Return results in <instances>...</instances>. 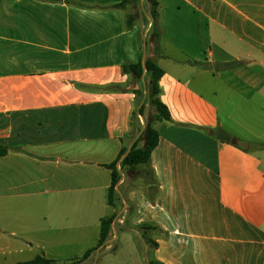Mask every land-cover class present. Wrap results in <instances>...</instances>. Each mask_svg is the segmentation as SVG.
Returning <instances> with one entry per match:
<instances>
[{
	"label": "crops",
	"instance_id": "obj_1",
	"mask_svg": "<svg viewBox=\"0 0 264 264\" xmlns=\"http://www.w3.org/2000/svg\"><path fill=\"white\" fill-rule=\"evenodd\" d=\"M123 1L0 0V264H75L113 216L107 243L117 225L142 236L143 258L128 237L135 262L264 264V0H156L160 56L149 0L117 8ZM147 59L164 71L171 121H154L149 104L136 115L150 81L123 66ZM149 122L156 185L146 166L124 168L122 206L112 207L106 165Z\"/></svg>",
	"mask_w": 264,
	"mask_h": 264
},
{
	"label": "trees",
	"instance_id": "obj_2",
	"mask_svg": "<svg viewBox=\"0 0 264 264\" xmlns=\"http://www.w3.org/2000/svg\"><path fill=\"white\" fill-rule=\"evenodd\" d=\"M49 1V0H46ZM141 0H124L122 4L118 5L117 8L125 9L130 7L131 9H136L140 6ZM149 14L153 21L152 34L154 35V52L157 56L161 55L159 48L160 33L158 27L156 26L158 20V8L159 4L156 0H149ZM135 21V15H129L128 24L132 25ZM146 71V80L150 81L145 95L140 97V92H137L138 99V109L136 115L144 116L146 105L149 104L155 108L156 114L153 117L154 121L164 122L171 121V115L167 107L161 101L162 89L160 88V80L164 74V71L156 64L154 59H147L144 64L140 63L138 65H124L123 72L127 75L135 76L137 79H142L143 73ZM150 124V135L147 138V128L140 135L139 140L134 144L130 152L124 157L126 151H122L118 159L110 164L106 165L111 171V186L108 192V204L112 207L122 206V197L119 184L122 180V171L124 168H135L137 166H146L147 170L143 172V178L146 179L149 185L155 186L156 180L154 179L153 172L151 169V156L155 148L159 143V132L156 130L152 123ZM144 141V146H140V143ZM239 146V145H237ZM7 154V147L0 145V157ZM121 203V204H120ZM116 216L103 219L101 221V232L98 244L95 248L89 250L82 259L77 261L80 264L86 261L94 252L99 251L107 244L110 234L113 231V226L115 223ZM75 263V264H76ZM24 264H59L53 260L47 259L44 256H37L34 260L24 263Z\"/></svg>",
	"mask_w": 264,
	"mask_h": 264
},
{
	"label": "rangeland",
	"instance_id": "obj_3",
	"mask_svg": "<svg viewBox=\"0 0 264 264\" xmlns=\"http://www.w3.org/2000/svg\"><path fill=\"white\" fill-rule=\"evenodd\" d=\"M216 84H219V82L216 81ZM235 95L238 94H236V92H231L229 94L230 100L232 101V106L236 105L235 116H237V120L240 123H242L246 129H252L253 125H252L251 117L249 116L244 118L249 114L251 110L247 109L246 107L247 103H245L244 101L238 102L237 100L238 97L235 99ZM249 107H251V105H249ZM148 118H149L148 120H151V116H149ZM255 126L256 128L260 126V128L264 129V122L261 123L259 126L258 125ZM246 145L248 147H251L250 148L251 151L260 152L259 149L255 147V144L246 143ZM122 228H123L122 226L117 225V230L119 235L118 240L107 243L105 247L93 253L94 257L97 258V260L99 261L96 264H146L142 260H140L139 262L134 261L136 257L133 255L130 246L132 244H135V247L137 248V252L140 258H143L144 255H143V247H142V236L139 235L138 233L130 231L127 228H123V229ZM128 237L131 238L132 244L129 242ZM86 241L96 242V239L95 237H93V235H88ZM110 245H112V247L108 248V246ZM148 257L152 258L153 257L152 253L148 254ZM93 263L94 261L91 260L89 264H93Z\"/></svg>",
	"mask_w": 264,
	"mask_h": 264
},
{
	"label": "water",
	"instance_id": "obj_4",
	"mask_svg": "<svg viewBox=\"0 0 264 264\" xmlns=\"http://www.w3.org/2000/svg\"><path fill=\"white\" fill-rule=\"evenodd\" d=\"M150 135V125L147 126V138ZM218 137L223 142H230L233 145L237 144V140L235 138H231L223 129H218Z\"/></svg>",
	"mask_w": 264,
	"mask_h": 264
}]
</instances>
